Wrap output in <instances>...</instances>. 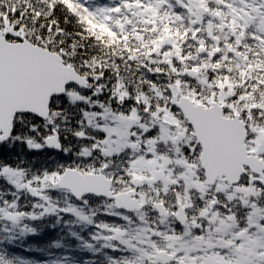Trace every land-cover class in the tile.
Listing matches in <instances>:
<instances>
[{
	"label": "snow or ice",
	"instance_id": "snow-or-ice-1",
	"mask_svg": "<svg viewBox=\"0 0 264 264\" xmlns=\"http://www.w3.org/2000/svg\"><path fill=\"white\" fill-rule=\"evenodd\" d=\"M0 264H264V0H0Z\"/></svg>",
	"mask_w": 264,
	"mask_h": 264
}]
</instances>
